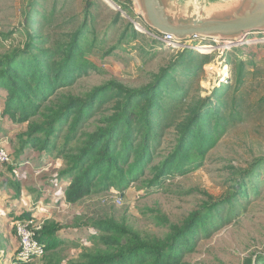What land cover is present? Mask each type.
Wrapping results in <instances>:
<instances>
[{
	"label": "rangeland",
	"instance_id": "rangeland-1",
	"mask_svg": "<svg viewBox=\"0 0 264 264\" xmlns=\"http://www.w3.org/2000/svg\"><path fill=\"white\" fill-rule=\"evenodd\" d=\"M216 1L219 2L206 0V3ZM136 11L132 0H0V54L22 48L27 30L40 21L44 36H48L46 46L53 49L58 43L71 40L75 31L84 25L83 55L76 67L83 63L87 67L75 73L72 83L54 92L84 98L107 83L131 89L143 87L177 59L179 53L190 49L191 52L178 59L170 77L166 78L164 88L167 87L162 96L166 104H169L168 86L175 91L184 88L185 95L176 102L178 109L165 121L162 117L156 118L161 125V137L154 149L153 164L173 145V120L186 118L191 108L206 99L212 105L221 100L224 103L219 113L222 120L228 119L224 133L204 155L195 156V164L186 172L163 177L152 187L138 188L140 182L135 180L123 191L94 190L74 204L48 203L52 192L44 189L39 181L44 178L48 182L57 175L64 167L61 156L54 150L38 151L30 147L25 150L26 157L17 155L18 136L25 132L27 123L13 122L3 115L6 93L0 90V145L11 156L10 161L0 162V264L16 262L19 225L29 230L46 220H57L65 229V245L55 249L64 261L78 256L82 246L92 243L90 236L98 234L90 225L95 220L113 217L142 236L164 237L169 224H180L189 212L205 202L229 196L235 190L233 175L260 159L256 177L248 182L247 195L219 205L213 217L206 218L205 225L196 230L192 248L182 255V264H249V261L264 264L259 259L264 258V42L250 41L228 47L230 43L193 38L185 46H170L137 17ZM43 15L45 23L41 19ZM128 22L138 34L124 38ZM136 22L141 29L136 27ZM252 38L259 36L252 35ZM240 61L243 74L235 84ZM224 80H228L229 88L220 97ZM112 103L107 99L96 108L87 120L89 124L99 118L95 115L99 109L111 107ZM62 141L58 138L56 142L60 145ZM8 167L16 168L15 176L19 174L21 186H36L35 192L26 193L31 196L26 195L19 203L11 200L13 191L6 184L14 175ZM150 177V169H146L142 179ZM59 181L66 185L69 177ZM25 210L32 212L31 220L18 219ZM84 222L88 225H83ZM43 255L32 259L34 264H42Z\"/></svg>",
	"mask_w": 264,
	"mask_h": 264
},
{
	"label": "trees",
	"instance_id": "trees-1",
	"mask_svg": "<svg viewBox=\"0 0 264 264\" xmlns=\"http://www.w3.org/2000/svg\"><path fill=\"white\" fill-rule=\"evenodd\" d=\"M44 17L41 19L45 23ZM29 26V20H26V27ZM42 28L40 21L36 27L27 30L22 48H12L0 54V90L6 93L3 115L13 122L27 123L25 132L18 136L17 155H25V150L30 147L38 151L54 150L61 156L64 167L57 175L48 182L44 178L38 179L44 189H51L54 198H48V203L63 201L74 204L94 190L111 188L123 191L130 181L135 180L140 182L138 188L152 187L163 177L186 172L195 164V156L204 155L206 149L224 133L228 119L222 120L219 115L224 103L221 100L212 105L206 99L191 108L186 118L173 120V145L153 164L154 149L161 137V125L156 118L162 117L165 121L173 110L178 109L175 108L176 102L185 95L184 88L175 91L168 86L169 104H166L162 98L167 87L164 88L166 78L170 77L178 59L191 50L179 53L177 59L143 87L131 89L107 83L82 98L54 92L58 87L72 83L75 73L87 67L84 63L76 67L78 58L83 55L84 25L75 31L71 40L58 43L55 49L46 46L48 36H44ZM136 34L128 22L123 37ZM241 62L237 65L235 84L240 82L243 74ZM168 80L173 81L174 78ZM222 88L220 97L229 88L228 80H224ZM107 99L113 101L112 106L99 109L95 114L99 118L89 124L87 120L91 114ZM58 138L63 140L60 145L56 142ZM260 162L261 159L256 160L233 175L235 190L229 196L205 202L189 212L180 224H169L164 237L142 236L113 217L95 220L90 225L98 234L90 236L92 243L82 246L78 256L64 261L55 249L65 245V229L57 220H46L35 230V238L44 245L42 264H182V255L192 248L197 228L205 225L206 218L213 217L219 205L247 195L248 182L256 177ZM8 169L14 174L6 182L13 191L11 200L19 203L26 193L35 192L36 186H21L19 174L15 176L16 168ZM146 169H150L151 177L142 179ZM64 177H69L66 185L59 181ZM31 215V211L25 210L18 219L28 220ZM159 220L164 221L162 218ZM86 224L84 222L83 225ZM259 259L264 263L262 256ZM15 264L34 262L31 259L16 261Z\"/></svg>",
	"mask_w": 264,
	"mask_h": 264
},
{
	"label": "water",
	"instance_id": "water-1",
	"mask_svg": "<svg viewBox=\"0 0 264 264\" xmlns=\"http://www.w3.org/2000/svg\"><path fill=\"white\" fill-rule=\"evenodd\" d=\"M144 24L177 44L197 36L220 42H242L249 31H264V0H132Z\"/></svg>",
	"mask_w": 264,
	"mask_h": 264
},
{
	"label": "built area",
	"instance_id": "built-area-1",
	"mask_svg": "<svg viewBox=\"0 0 264 264\" xmlns=\"http://www.w3.org/2000/svg\"><path fill=\"white\" fill-rule=\"evenodd\" d=\"M137 17H140V14L138 11H136ZM136 27L141 29V26L138 22H136ZM251 35H257L259 38H250L248 39V36ZM161 39L164 42H167V45L170 46H180L179 44L176 43V41L173 39L171 35H163L160 36ZM193 38H199L197 36H193L191 39L186 40L185 44L182 46H185L188 41L192 40ZM201 39V38H200ZM217 41V40H214ZM250 41H262L264 42V31H249L244 34V38L242 42H227L230 43V46L228 47H233L237 45H245L248 44L247 42ZM232 44V45H231ZM197 49H200L199 47H196ZM11 156L7 151L3 148V146L0 145V162L5 163L10 161ZM25 162H22L23 164ZM31 220V219H28ZM43 223V222H42ZM42 223L38 226H36L33 229H27L25 226H18V236L20 238V243H19V248L17 249L15 259L16 261L19 262H26L28 260L41 257L44 254V245L40 243L36 238H35V230H38Z\"/></svg>",
	"mask_w": 264,
	"mask_h": 264
},
{
	"label": "crops",
	"instance_id": "crops-1",
	"mask_svg": "<svg viewBox=\"0 0 264 264\" xmlns=\"http://www.w3.org/2000/svg\"><path fill=\"white\" fill-rule=\"evenodd\" d=\"M49 192L51 191V189H47ZM28 195V194H27ZM29 197L31 196V194L30 195H28Z\"/></svg>",
	"mask_w": 264,
	"mask_h": 264
},
{
	"label": "bare ground",
	"instance_id": "bare-ground-1",
	"mask_svg": "<svg viewBox=\"0 0 264 264\" xmlns=\"http://www.w3.org/2000/svg\"><path fill=\"white\" fill-rule=\"evenodd\" d=\"M252 38V37H251ZM224 43H227V42H224Z\"/></svg>",
	"mask_w": 264,
	"mask_h": 264
}]
</instances>
